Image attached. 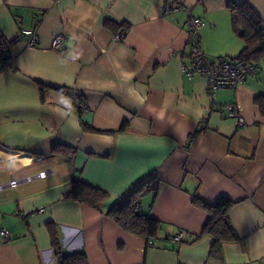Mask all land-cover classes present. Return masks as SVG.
Masks as SVG:
<instances>
[{
  "label": "crops",
  "instance_id": "obj_1",
  "mask_svg": "<svg viewBox=\"0 0 264 264\" xmlns=\"http://www.w3.org/2000/svg\"><path fill=\"white\" fill-rule=\"evenodd\" d=\"M174 1L181 9L164 14L165 0H0L10 45L0 60V186L50 171L0 189V232L10 238L0 234V264H55L47 223L64 254L84 252L89 264H264V60L215 99L205 77L182 71L188 17L204 23L208 61L234 60L244 43L228 6H249L264 28V0ZM22 31L37 35L34 47ZM59 34L64 51L51 48ZM228 104L243 126L226 117ZM56 144L73 152L53 154ZM153 176L160 189L140 204L161 224L150 244L108 212ZM73 180L108 197L94 207L66 198ZM194 197L233 203L239 238L219 258L201 236L208 214Z\"/></svg>",
  "mask_w": 264,
  "mask_h": 264
},
{
  "label": "trees",
  "instance_id": "obj_2",
  "mask_svg": "<svg viewBox=\"0 0 264 264\" xmlns=\"http://www.w3.org/2000/svg\"><path fill=\"white\" fill-rule=\"evenodd\" d=\"M228 10L231 16L232 29L244 43L243 49L234 60L258 65L264 60V28H262L261 20L245 4L240 6L229 5ZM258 101L261 103L260 98ZM50 151L53 154H70L73 152L71 148L61 144L53 145ZM160 186L161 181L156 176L143 181L130 192L122 203L113 205L108 214L125 232L142 237L146 242L158 239L161 224L150 218L148 212H142L140 204L144 197L150 194L154 197ZM107 197L108 194L105 191L77 180L71 182L70 190L66 195V198L93 207ZM192 203L208 214L201 236H210L213 239L209 255L219 258L222 244L236 241L239 238L229 218V210L233 203L226 197H220L215 204H209L194 197ZM46 230L50 236L55 264H89L84 252L68 254L62 252L57 228L53 223H47ZM197 239L198 237L194 241Z\"/></svg>",
  "mask_w": 264,
  "mask_h": 264
},
{
  "label": "built area",
  "instance_id": "obj_3",
  "mask_svg": "<svg viewBox=\"0 0 264 264\" xmlns=\"http://www.w3.org/2000/svg\"><path fill=\"white\" fill-rule=\"evenodd\" d=\"M181 5L174 0H165L162 10L164 14L179 11ZM189 36H190V50L188 61L183 65L182 71L187 79H193L196 76H203L207 80V91L211 98L215 99L217 91L223 89H235L239 85L243 84L249 77L255 75L258 72V66L256 64H245L238 60L220 59L217 62H210L206 59L200 42L199 31L204 26V23L198 19L188 17L185 22ZM124 32L115 37L116 40L122 39ZM21 39L26 40L30 47H34L38 38L33 31H22L19 35ZM51 48L57 51H64V36L57 35L52 39ZM10 45L7 39L0 31V60L9 51ZM82 107V105L80 106ZM224 111L227 118H234L237 120L238 125L243 126L244 121L238 115L236 108L232 104L224 106ZM50 175V171H43L34 176H28L22 180H11L10 183L4 187H16L22 183H28L35 179H42ZM4 241L9 240V234L6 231L0 232ZM184 236L183 232H179L172 237V242L180 243ZM150 244L151 241H148Z\"/></svg>",
  "mask_w": 264,
  "mask_h": 264
},
{
  "label": "water",
  "instance_id": "obj_4",
  "mask_svg": "<svg viewBox=\"0 0 264 264\" xmlns=\"http://www.w3.org/2000/svg\"><path fill=\"white\" fill-rule=\"evenodd\" d=\"M0 187H4V186H0Z\"/></svg>",
  "mask_w": 264,
  "mask_h": 264
},
{
  "label": "rangeland",
  "instance_id": "obj_5",
  "mask_svg": "<svg viewBox=\"0 0 264 264\" xmlns=\"http://www.w3.org/2000/svg\"><path fill=\"white\" fill-rule=\"evenodd\" d=\"M220 60V59H219ZM215 62H217V61H215Z\"/></svg>",
  "mask_w": 264,
  "mask_h": 264
}]
</instances>
